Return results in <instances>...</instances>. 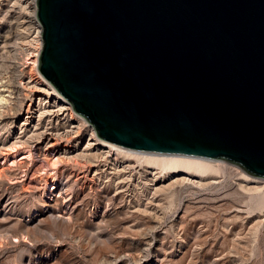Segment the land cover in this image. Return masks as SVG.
Masks as SVG:
<instances>
[{"label":"water","instance_id":"1","mask_svg":"<svg viewBox=\"0 0 264 264\" xmlns=\"http://www.w3.org/2000/svg\"><path fill=\"white\" fill-rule=\"evenodd\" d=\"M39 71L98 135L264 178V0H37Z\"/></svg>","mask_w":264,"mask_h":264},{"label":"rangeland","instance_id":"2","mask_svg":"<svg viewBox=\"0 0 264 264\" xmlns=\"http://www.w3.org/2000/svg\"><path fill=\"white\" fill-rule=\"evenodd\" d=\"M35 18L32 0H0V86L7 85L14 95L10 110L6 104L0 109L9 111L0 114V163L8 168L0 179V264H264V204L256 198L264 192V178H246L251 174L227 159H222L227 168L204 180L208 185L183 183L156 195L143 182L155 169L167 177L169 171L160 165L151 168L130 156L134 172L118 174L112 162L100 157L64 162L56 176L72 193L70 226L49 215L39 190L26 191L28 178L44 182L47 175L24 172L32 167V157L23 159L30 166L13 170V160L21 159L29 144L20 153L11 149L16 136L26 138L27 130L16 126L25 106L39 104V93L28 87L36 81L27 72L35 59L30 54L39 29ZM41 95L43 103L48 93ZM89 123L83 126L85 139L93 132ZM125 157L120 155L130 158ZM65 208L58 204L52 211L58 214ZM23 232L27 241H13L12 235ZM123 250L137 255L136 260L117 262Z\"/></svg>","mask_w":264,"mask_h":264},{"label":"bare ground","instance_id":"3","mask_svg":"<svg viewBox=\"0 0 264 264\" xmlns=\"http://www.w3.org/2000/svg\"><path fill=\"white\" fill-rule=\"evenodd\" d=\"M32 1L34 15H37V0ZM37 26L39 28L37 36L34 40L32 39L34 43V51H31L30 53L35 59L30 62L33 65L27 71L30 73L29 77L32 78L30 81L36 82L29 86L27 84L25 85L32 89V91L39 93V96L35 98L39 99V104H36V102H31L25 106L23 110L24 114L22 123L16 126L19 129L25 128L27 130L26 138L24 139L25 135L21 134L16 136V140L14 143H12L11 149L20 153V149L24 147L23 145L25 143L29 144V150H25L20 153L22 156L21 159L18 160L17 158L13 160V163L15 164V168L13 170H20L22 167L30 166V164L28 165V160L23 159L32 157V167L26 168L24 172L26 174L28 171H33V174H36L37 172H46L47 175L44 182L41 180H36L37 178L34 179L32 176V178H28L26 191H30V189L33 188L39 190V195L45 200V205L48 208L49 215L55 221L63 222V224L66 226H70L74 221V217L71 215L72 211L69 210L71 204L70 195L72 194L70 187L66 182L61 183V185L59 178L56 176L58 174L57 169L64 162H69L72 160L75 163H78L80 160L76 162L77 159L84 158L89 160V162L92 161V159H97V161H100V157L101 159L104 158V160L112 162L118 174H128L134 170L135 166L131 162V159L133 158L130 156L137 158V160L140 162L147 161L150 164L148 166H151V168L154 166V168H156V165H160L161 168L169 171V175H167V177H165V175H158L159 173L158 171H155V169L154 171L150 172L152 175L151 179H147L143 182V187L149 189V191L154 195H156L159 190H164L165 188H169V186H179L183 183L195 184L198 186H202L206 183V185H208L207 182H204V180L211 174L217 173V171L223 166L226 167V163L224 164L222 159L138 151L102 139L98 135L96 128L91 123H89V121H87L84 116L75 111L72 104L64 96H62L47 79L43 78V75L40 73V71H37L39 69L36 67V65L38 63V56L42 48V28L40 23ZM22 83L24 84V82ZM23 87L25 86L23 85ZM6 91L10 93H6ZM11 92L12 90L10 91V87H7V85L1 83L0 109L5 106L4 104H6L5 107H9L8 110H10V103L12 100L11 98L14 97L12 94L13 92ZM40 93H48V99H46L43 103H41V100H43L44 97ZM3 109L0 111V114L8 111H3ZM46 118L48 121L44 124L43 120ZM40 120L42 122H40ZM87 122L92 126L93 132L88 139H85L83 137V126L85 123L87 124ZM64 142L65 144H63ZM63 148H66V150H63ZM122 154L130 158L127 159L125 157L126 159H121L120 155ZM225 167L224 169L227 168ZM143 171L145 172V170ZM7 172L8 168L1 166L0 163V179L4 176H7ZM247 175L246 178L255 182L259 181L261 178H258L257 176L255 177L254 175ZM129 177H131V175ZM125 178L127 179L128 177ZM167 179L170 180V185L167 186L166 183H162L161 185L159 184L160 182H165ZM123 180H120L119 184L122 181L125 183H128L129 181H125V179ZM209 181H211V179ZM211 182L216 183L217 181L214 180ZM256 198L258 202L264 204L263 191L260 192ZM58 204H66L67 208L62 209L58 214H56L52 211V207ZM63 211L65 213H70V215H64ZM35 213H37V210H35ZM28 238L29 236L27 232H23L20 235H12V239H14L13 241H27ZM136 256L137 255L134 253L123 250L117 254L116 261L120 263L135 261Z\"/></svg>","mask_w":264,"mask_h":264},{"label":"built area","instance_id":"4","mask_svg":"<svg viewBox=\"0 0 264 264\" xmlns=\"http://www.w3.org/2000/svg\"><path fill=\"white\" fill-rule=\"evenodd\" d=\"M41 52V50H40ZM39 56H40V53H39ZM39 56H38V65H37V68L39 69ZM20 68H23V66H20Z\"/></svg>","mask_w":264,"mask_h":264}]
</instances>
